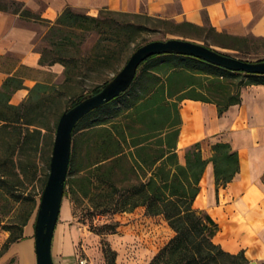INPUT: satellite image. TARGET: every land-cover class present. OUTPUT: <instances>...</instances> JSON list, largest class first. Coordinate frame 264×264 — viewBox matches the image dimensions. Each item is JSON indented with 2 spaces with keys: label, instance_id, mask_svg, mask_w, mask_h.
Instances as JSON below:
<instances>
[{
  "label": "trees",
  "instance_id": "obj_1",
  "mask_svg": "<svg viewBox=\"0 0 264 264\" xmlns=\"http://www.w3.org/2000/svg\"><path fill=\"white\" fill-rule=\"evenodd\" d=\"M12 4L24 19L50 25L46 34L50 47L40 51V64H61L70 82L79 75L81 68L80 61L75 58L80 45L71 35H66L67 28L86 25L99 32L111 27L134 28V32L145 29L133 24L123 26L110 15L128 14L107 9L93 17L68 8L56 22H49L23 10L22 5ZM7 9L0 3V10ZM177 26L202 28L189 22ZM104 41L105 38L97 43L95 53L86 60L90 73L101 74L107 69L118 73L123 62L124 55L118 51L123 38L110 40L116 42L115 45H105ZM147 43L150 42L137 45L134 52ZM126 45L130 47L129 42ZM111 80L95 86L91 95L101 92ZM251 85H264V76L233 72L187 55L150 57L139 67L127 92L93 111L76 127L65 197H72L74 203L88 199L100 214L133 212L144 207L148 216H163L175 236L149 264H252L245 252L231 254L217 244L214 238L219 231L218 224L206 211L194 207L209 162L214 164L217 187L227 186L240 171L238 152L228 143H217L208 161L203 157L201 143H196L186 149L184 163L178 154L183 124L181 106L185 100L215 104L222 115L230 107L242 103V89ZM25 88L24 80L14 76L8 78L0 90V135L8 129L17 134L10 152L12 171L5 170L6 166L0 161V185L8 192L16 185L7 179L10 175L18 183H23L21 177L28 175L29 170L22 166L20 157L37 152L42 143L57 132L62 115L91 96L80 97L66 111L54 112L53 104L61 101L47 94L57 92L56 89L47 83H37L29 89V96L23 103L12 104L13 95ZM82 160L86 164H82ZM17 200H21L20 196ZM30 217L24 221L20 236L10 237L0 258L15 243L25 239L24 227ZM118 228V223L110 226L112 234H116ZM104 254L107 264H117V252L111 246L107 245Z\"/></svg>",
  "mask_w": 264,
  "mask_h": 264
},
{
  "label": "crops",
  "instance_id": "obj_2",
  "mask_svg": "<svg viewBox=\"0 0 264 264\" xmlns=\"http://www.w3.org/2000/svg\"><path fill=\"white\" fill-rule=\"evenodd\" d=\"M0 3L8 8L0 10V90L14 76L22 78L26 86L13 95L14 105L23 103L29 89L45 83L44 78L63 75L65 68L61 64H40L37 42L46 30L39 21L24 19L16 8L12 10L16 7L12 3L49 22H56L68 8L93 17L107 9L208 25L230 36L264 40V0H0ZM181 115L178 153L201 143L203 157L209 161L214 145L228 143L238 152L240 160L236 178L219 188L214 164L209 162L194 207L206 211L218 224L214 241L225 251L231 254L243 251L251 263L264 264V85L243 88L242 103L222 115L215 104L189 99L182 103ZM140 208L131 213L132 221L123 226L132 233L123 238L136 239L141 246L149 243L145 248H151L159 238L158 223L167 222L163 216H148L146 208ZM62 211L60 219L65 213L64 222L58 223L53 243L54 261L77 264V237L67 223L73 219V212L64 202ZM24 238L13 245L18 264H37L33 223L25 226Z\"/></svg>",
  "mask_w": 264,
  "mask_h": 264
},
{
  "label": "rangeland",
  "instance_id": "obj_3",
  "mask_svg": "<svg viewBox=\"0 0 264 264\" xmlns=\"http://www.w3.org/2000/svg\"><path fill=\"white\" fill-rule=\"evenodd\" d=\"M15 8L12 7V10ZM127 14L110 15V18L124 24L123 26L126 27L128 24H133L143 26L145 29L141 32H134V28L120 30L117 27H111L99 32L95 27L92 29L91 26L87 27L86 25H79L74 29H66V35H71L76 44L80 45L79 51L75 53V58L80 61L81 68L78 70L79 75L74 76L71 82L66 79L65 72L58 78H44L45 83L54 86L56 91L60 95L62 94L59 96L57 92L53 91H49L47 94L56 98L57 101H61L60 104H53L54 112L66 111L80 97L91 95L95 86L104 83L106 80L113 79L127 64L134 53L135 47L147 41H166L169 39L190 40L207 45L220 53L241 60L250 62L264 60V40L254 38L235 40L215 31L208 25L201 26V29L178 27L177 24L179 22L176 21L168 20L169 23H165L161 20L167 19L157 18L148 14ZM136 15L142 16L136 17ZM42 27L45 28L46 33L37 42V49L39 51L50 47V42L46 41V34L50 31V25L43 24ZM117 37L123 38L122 45L118 47V51L124 55L118 73H114L112 69H107L101 74L90 73L86 60L95 53L97 43L105 38V45L108 43L115 45L116 42L110 40ZM128 42L130 43V47L126 45ZM55 138L56 133H52L51 137H48V140L42 143L37 152L31 151L28 155L20 157L22 166L27 167L29 170L26 177H21L24 181L23 183H18L17 179L10 175L7 179L10 183L16 184L11 189L12 191L8 192L6 188L0 185V252L5 249L12 235L14 238L20 236L23 223L28 216H31L28 223L31 222L34 225L36 223L41 196L50 174ZM16 141L17 134L12 129H8L0 135V161L6 166L4 169L8 170L9 173L12 171L10 152L13 150ZM185 153L182 151L178 153L182 163L185 162L183 157ZM16 157L18 161V155ZM81 163L86 164V161L82 160ZM18 196L21 198L20 201L17 200ZM64 204L65 206L69 204L73 212V219L67 223L71 225V232L77 237L75 241L76 252L79 258V260L77 259V264H80V259L87 260V264H107L104 254V249H106L107 245L117 252V264H149L153 256L174 237L173 230L167 224L168 222L166 221V224L159 222V238L151 248H145L149 246V243L147 246L145 244L141 246L136 239L127 240L123 238L124 235L130 236L132 234L130 229L123 227L132 221V212L117 214L96 213L93 208L94 204L90 200L81 199V201L74 203L70 196L64 198ZM139 210H142V208L139 207ZM62 216V219H59L61 223L64 222V213H62ZM116 223L119 224V228L116 234H112L110 226ZM0 264H18V257L14 253L13 246L0 258Z\"/></svg>",
  "mask_w": 264,
  "mask_h": 264
},
{
  "label": "water",
  "instance_id": "obj_4",
  "mask_svg": "<svg viewBox=\"0 0 264 264\" xmlns=\"http://www.w3.org/2000/svg\"><path fill=\"white\" fill-rule=\"evenodd\" d=\"M163 54L192 56L233 72L264 76V60L258 62L241 60L190 40L152 41L138 48L124 68L101 92L87 97L66 111L59 121L50 174L42 195L35 225L37 264H55L53 243L65 198L76 127L93 111L127 92L143 62L152 56Z\"/></svg>",
  "mask_w": 264,
  "mask_h": 264
},
{
  "label": "built area",
  "instance_id": "obj_5",
  "mask_svg": "<svg viewBox=\"0 0 264 264\" xmlns=\"http://www.w3.org/2000/svg\"><path fill=\"white\" fill-rule=\"evenodd\" d=\"M87 260H84V259H80V264H87Z\"/></svg>",
  "mask_w": 264,
  "mask_h": 264
},
{
  "label": "bare ground",
  "instance_id": "obj_6",
  "mask_svg": "<svg viewBox=\"0 0 264 264\" xmlns=\"http://www.w3.org/2000/svg\"><path fill=\"white\" fill-rule=\"evenodd\" d=\"M65 213H66V209H65ZM65 213H64V214H65Z\"/></svg>",
  "mask_w": 264,
  "mask_h": 264
}]
</instances>
